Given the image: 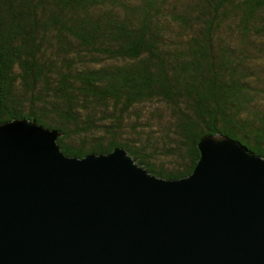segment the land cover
<instances>
[{"label": "trees", "instance_id": "trees-1", "mask_svg": "<svg viewBox=\"0 0 264 264\" xmlns=\"http://www.w3.org/2000/svg\"><path fill=\"white\" fill-rule=\"evenodd\" d=\"M59 130L67 156L115 146L191 172L219 132L264 157V0H0V122Z\"/></svg>", "mask_w": 264, "mask_h": 264}, {"label": "water", "instance_id": "water-1", "mask_svg": "<svg viewBox=\"0 0 264 264\" xmlns=\"http://www.w3.org/2000/svg\"><path fill=\"white\" fill-rule=\"evenodd\" d=\"M57 129L0 122V264H264V157L216 132L185 176L121 146L63 154Z\"/></svg>", "mask_w": 264, "mask_h": 264}]
</instances>
